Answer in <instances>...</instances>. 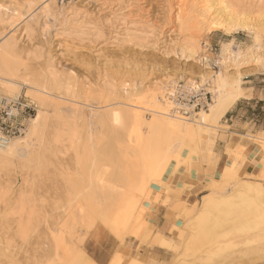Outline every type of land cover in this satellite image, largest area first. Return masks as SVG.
Returning a JSON list of instances; mask_svg holds the SVG:
<instances>
[{
  "label": "rangeland",
  "instance_id": "1",
  "mask_svg": "<svg viewBox=\"0 0 264 264\" xmlns=\"http://www.w3.org/2000/svg\"><path fill=\"white\" fill-rule=\"evenodd\" d=\"M20 1L0 0V3L7 8H16V3L19 5L25 0ZM27 1L34 2L32 4V18L24 22L31 16H28L29 13L25 14L26 18L24 16L22 18L23 21L18 23V29L14 35L16 36L22 28H25L29 33L30 40H32V47L30 46L28 47L29 49H24L23 51L22 42L18 40L16 41L17 47L24 53L22 56L25 61L30 60L31 64L28 61L27 64L29 63L28 67H31V70L34 68V72L35 69H42L45 64L44 61L52 57L51 60L58 61L60 65L69 68L80 81H84L82 78L84 79L85 76V78L89 77L86 80L91 81L93 85L98 86L99 84L102 86L103 92L96 94L98 98H95L94 95H91L92 93L89 94L87 92L86 88L85 91L84 87L76 84L74 89L76 88L75 93L80 100L88 96L87 98L92 102L103 103L105 96L107 98L109 95L108 90L104 89L105 87L103 86L106 82L105 79L107 80L106 77L109 76L108 79L116 80L118 76L121 77L125 73L123 77L127 81L131 84L139 85L140 83H145L148 78L152 79V77L156 76L161 79V77L166 78L170 74L179 76L181 73H186L188 76H194L195 78L198 71H200V69L196 68L198 65L194 62L192 63V61L184 63L177 60L173 55L167 57L160 53L165 44L164 40L168 38L167 35L176 37L175 33L180 31L179 25L173 17L177 12L175 0H140L141 2L137 0L136 3H139L140 6L136 4L133 7L134 11L133 9L131 10L133 13L121 1L119 2L122 5L119 6L118 0L117 2L115 0H108V2L107 0H105L106 2L103 0ZM109 1L112 2L110 5ZM113 2L117 3L119 7L124 5L125 8H118ZM231 2L234 4L233 8L237 6L234 8L237 12L242 10V12L250 14L256 13L260 9L264 10V0L260 3L256 2L258 4L252 0H231ZM44 5L47 7L41 11ZM70 7H72V11H76L81 15V17L79 14L77 15V20L80 21L81 18V21L87 26V28L84 26V32L81 34L76 32V36L74 35L75 31L72 34L71 27L69 28L70 25L62 22V18L70 15L67 12ZM113 7L116 9L114 10ZM237 8H239V11ZM128 11L131 14H128L130 13ZM51 12L54 16L53 14L51 16ZM126 13L129 15L127 18H125ZM122 14H125V19H122ZM82 16L86 20H82L84 18ZM129 19L133 21V24L134 19L136 22H144L143 19L148 20L151 25L147 23L148 28L146 27L144 31L147 32L149 29L147 34L151 32L150 34L152 35H148V37L151 36L152 40L150 37L149 40V38L142 35L141 38L145 37L148 39L139 41L144 46L133 45V38L135 40L140 38H136L138 32L135 30L138 25L129 24ZM93 27L95 31H92ZM202 27L204 28L202 29ZM61 28L64 29L63 32ZM101 28L102 30H100ZM205 28L207 27L203 25L200 30H198L199 28H192L191 31L194 29L195 31L192 32L196 33L193 35L196 37L200 36L197 37L199 43L205 45L207 52L217 55L221 41L230 42L233 50L236 48L241 50L252 48L253 51L256 50L255 53L264 62L263 32L258 31V33L252 27V29L249 28L247 31L236 30L229 33L222 30L207 32ZM90 29L95 36H92ZM178 29L179 31H177ZM66 30L67 32L69 31L67 38L64 37L67 34ZM131 30L135 32L132 33ZM196 30H198V33L200 31V33L197 34ZM128 31L132 34H129ZM60 32L65 34L61 35ZM85 32L90 33L87 35L88 37ZM188 32H190V29L181 33L182 39H184V35L189 34ZM135 33L137 35L132 38ZM77 34H79L78 37ZM5 35V33H0V42ZM256 35H259V38H256ZM119 38L122 40L121 42ZM127 39L131 41H127ZM153 40L155 45H158L155 46L157 48L154 47ZM67 42L68 45L70 42L72 44L65 47ZM249 46L252 47L250 48ZM200 54L201 57L204 52ZM26 55L29 58H26ZM252 64L255 63L239 67V71L243 74V84L250 90L251 96L257 95L256 91L260 88V85L264 87V80H261V77L264 79V67L260 66L261 63H256L255 66ZM211 66L214 68V63ZM226 68V72L228 75L230 74L229 76L235 75L236 69L232 67L231 63L227 64ZM215 69L218 68L215 67ZM104 73L107 75L106 77H102ZM179 84H183L180 79ZM21 91L19 98L15 100L17 101L16 106H13L11 110H3L0 113V116L3 115L2 118L0 117V131L10 134V136H18V133L11 134L10 131L19 129L23 119L31 117L35 113L33 105L27 102L24 97V91ZM246 102L253 103L255 99L250 101H245L242 98L236 100V104L243 107ZM236 104L232 107L236 106ZM229 113H225L222 117L221 130H216L215 134L201 141H194L197 144L196 147L193 143L191 144L192 150H189L190 147L184 148L186 151L183 150L182 153L186 154L185 152H188L190 159L184 156L183 158L179 157L171 160L170 164L172 167L169 164L167 171L161 177L163 183H155V188L151 195L148 196L152 208L143 214L139 222L130 226L125 232V240L121 241V243L115 238L113 231L110 230L111 220L108 221L109 223H105L99 218H95L89 230L85 232L79 222L78 225L77 221L63 218L65 211L63 212L62 210L66 209L65 203H67L68 195L71 192L66 183L67 179L69 180L70 175L72 176L74 172L75 176L78 175L74 166L73 153L69 150L66 142L61 143L58 146H61V148L57 147L51 155L47 154L46 157L50 159L46 158L45 162H41L43 164L39 163L36 166L27 165L23 158L20 157V159L17 156L11 157V161H5L7 164L4 162L3 166L0 163V186L6 187L12 197L14 193L16 195V193L24 191L25 195L33 198L32 201H35L40 213L42 214L43 212L40 223H36L34 230H32L33 232H29L31 234L28 233V237L25 236L26 240L17 238L14 232L16 230L14 229L15 225L4 220L3 214H1L3 212L0 213V264H59V262L61 264H69L73 258L76 260L74 264H264V213L254 211L256 206L249 204L251 196L247 192L243 191L239 197L233 195L234 190H239L241 179L257 181L264 188V145L262 146L263 143L261 144V138H264V106H260L257 103L253 108L250 104L245 107L246 117L252 118L255 124L247 126L245 131H241V133L254 135V138L258 137V139L240 136L238 141H235L236 139L232 140L233 135L229 132L231 130H229V125L225 121ZM186 114L188 113L186 112ZM69 120H71L70 117L68 118ZM95 132L97 134L94 135ZM92 133L95 137L93 139L96 142V147L105 141V129L99 126L93 127ZM206 140L213 141L207 142ZM127 157L128 155H126ZM118 158L119 156L114 153H108L107 156L104 154V157H100L102 162L101 172L104 173L106 183L101 195L102 202L104 206L107 205L113 209L116 207L111 203L112 192L110 183L116 175L119 176L121 173L119 174V171H115L108 161ZM119 159L122 161L126 160L122 155ZM176 162H179V164L177 163V165ZM232 165L233 167L235 166V171ZM174 167L176 168L174 169ZM248 170H253L255 173L247 175ZM221 174L223 175L219 178ZM208 184L210 185L208 186ZM78 189L82 190V187L80 186ZM210 190L215 191L214 196L220 198L230 197L236 206L230 210L221 207L216 211V215H214V212L210 214L201 223L202 227L197 228L195 221L198 220L197 216H200L198 214L201 209L200 200L202 195L207 191L210 192ZM256 202L264 210V204L259 200H256ZM161 206L165 209L162 217L159 215V207ZM0 210L3 211L2 208ZM115 215L111 218L115 217ZM164 220L165 222L163 223ZM167 221L169 222L168 225L166 224ZM102 237L104 239L103 250L110 251L111 254L107 252L108 254L101 257L98 262L93 253V246L100 242ZM163 239L168 240L169 244L162 245L160 242ZM73 246H77L79 249H73ZM158 248L168 250V253H166L167 257L160 259L159 254L157 256L149 254L150 251ZM133 259L136 261H133Z\"/></svg>",
  "mask_w": 264,
  "mask_h": 264
},
{
  "label": "bare ground",
  "instance_id": "2",
  "mask_svg": "<svg viewBox=\"0 0 264 264\" xmlns=\"http://www.w3.org/2000/svg\"><path fill=\"white\" fill-rule=\"evenodd\" d=\"M115 1L117 2V0ZM119 1L125 4L130 11L136 4H139L136 3L137 0ZM252 1L260 3L263 0ZM22 2L19 5L16 3V8H7L0 3V33L6 34L0 42V109L2 103L8 104L17 100L22 92L21 90H23L24 97L29 104L33 105L35 113L31 117L23 119L24 127L20 135L10 136L0 131V163L3 166L5 161H11V157L17 156L23 158V161L27 165L31 164V166H36L39 163L43 164L41 162H45V159L49 158L46 157L47 154L51 155L61 143L66 142L69 150L73 153L74 166L78 175L76 174L77 176H75L74 172V177L70 175L69 180L66 178V183L71 189V192L68 195L67 203H65L66 209L64 208L62 210L63 212L65 211V214L62 213L63 218L77 221V223L79 222L85 232L89 230L95 218H99L105 223L111 220L110 230L113 231L114 236H116L115 238L121 243V241L123 242L125 240V232L130 226L139 222L143 214L152 208L148 196L151 195L155 188V183H163L161 177L167 171L171 160L173 158H183L184 156L190 159L188 152H185L186 154L182 153L183 150L186 151L184 148L190 147L189 150H192L191 144L193 143L195 147L197 144L194 141H201L215 134L217 132L216 130L220 129L222 117L236 104V100L252 97L250 90L243 84V74L239 71V67L250 63H261L260 66L262 65L264 67V62L255 53L256 50H252V46H249L251 49L245 48L246 50H241L236 48L233 50L230 42L221 41L218 50L219 53L214 55L205 50V45L199 43L197 38L199 35L197 37L194 36L193 34L196 32L193 33L192 31H195L194 29L196 28L200 30L201 26L204 25L207 27L205 28L207 32L222 30L223 32L229 33L236 30L247 31L252 27L257 32L264 33V10L262 9V11L260 9L256 13L254 12L255 14H246L242 10L237 12L234 9L237 6L233 8L234 4H232L231 0H175L174 3H176L177 12L175 14L173 13L175 15L173 17L177 21L176 23H178L180 31L179 29L177 30L179 32H176L177 34L175 33L176 37H169L167 33L168 38L164 40L165 44L160 53L167 57L173 55L180 62L192 61V63H196L198 65H196V68L200 69L195 76L196 79L194 76H188L186 73H181L179 76L170 74L166 78L163 76L164 78L161 77L160 79L155 76L152 79L148 78L145 83L134 85L123 77L125 73L122 76L120 75L121 77L118 76L116 80L108 79L110 76L106 77L107 75L104 73L105 76L102 75V77H106L107 80L105 79L106 82L102 85L105 87L104 89L108 90L109 95L107 98L104 95L105 98L102 103L92 102L87 98L88 96L80 100L75 93L76 88L74 89V87L76 84L81 85L84 89L86 88L88 90L87 92L89 94L92 93L91 95H94L95 98H98L97 95L103 92L102 86L99 84V87L93 85L91 81L86 80L87 78L89 79L87 76V78L85 76L84 79L82 78L84 81H80L69 68L60 65L58 61L51 60L52 57L46 59L42 69H35V72L33 71V67V70L30 69L31 67H28L30 60L25 61V58L22 56L24 53L22 50H19L16 41L22 42L24 51V49L27 50L29 49L28 47H32V40H30L29 33L25 28H22L16 36L14 34L18 29V23L23 21L22 18L25 14L27 15L29 13L28 16L31 15L33 11L32 4L34 2L27 0ZM111 3L109 1V5ZM122 4L119 2V6ZM115 5L121 9L122 7L125 8L124 5L122 7H119L117 3ZM138 6L137 8L139 9ZM46 7L45 5L42 6L41 11ZM72 7H70V10ZM70 10H67L70 15L62 18V22L70 25L69 28L71 27L72 34L73 31H75L74 35L76 32H80L81 34L84 32L83 28L85 25L81 21V18L80 21L77 20L79 13ZM237 10L239 11V8ZM131 12L128 14H131ZM52 14L51 12V16ZM122 15V19L129 16L127 13L125 18V14ZM84 16L86 17V15ZM85 17L82 20H86ZM31 18L32 15L24 22L31 20ZM122 19L121 21H123ZM143 20L144 22H136L134 19L133 24V21L129 19V24L132 23L131 25L134 26L138 25L137 29L141 27V29L135 30L138 32V35L136 32L132 36L133 38L137 35L136 38H140L138 40L136 39L137 41L133 38V45L135 44V46H144L139 41L142 39L146 40L149 37L151 38L148 35H152L150 34L151 32L147 34L149 29L147 32L144 31L146 27L148 28L147 23L150 25L151 23L146 19ZM85 27L87 28V26ZM94 27L92 31H95ZM192 28L194 29L191 31ZM91 29L90 33L92 32ZM189 29V34L184 35L185 37L182 39L181 33L189 31ZM198 30H196L197 34L200 33V31L198 33ZM96 31L98 32V30ZM131 32L134 33L132 30ZM90 33H86L85 35L87 36ZM64 34L61 33V35ZM99 34L100 36L102 35L101 32ZM68 35L69 31L64 37L67 38ZM142 35L147 38H141ZM78 36L79 34H77ZM92 36H95V34H92ZM258 36L256 35V38ZM68 40L70 41V39ZM78 40L80 41V39ZM119 40L120 42L122 41L120 38ZM127 41L131 40L127 39ZM68 42L65 43V47L72 44V40L69 45ZM150 42L152 43V41ZM153 43L154 47L158 46L155 45L154 40ZM152 49L154 48L152 47ZM201 52H204V55L200 57ZM26 58H29L28 55H26ZM27 61L29 62L28 64ZM211 61H213L212 63L218 69H215L214 66L212 68ZM229 63L236 69L235 75L233 74V76H229L230 74L228 75L226 72V67ZM255 64L252 65L255 66ZM179 79L183 81V84H179ZM179 90L184 94L188 92L202 95L205 92H209L210 100L202 108L195 110L194 104H182L176 101L175 95ZM69 117L71 120L68 121ZM97 126L105 129L106 139L96 147V142L93 137L97 133L95 132L93 135L92 128ZM240 136L254 138V135L246 134L237 135L231 139H239ZM254 139H258V137ZM261 141L263 146L264 138H261ZM62 147L64 146L62 145ZM58 148H61V146ZM108 153H114L119 158L122 155L126 159L122 161L118 158L108 161L115 171H119V174L121 173L119 176L116 175L110 183L112 192L111 203L116 207L115 209L107 205L104 206L101 196L105 188L104 184L106 185V183L104 173L101 172L102 162L100 157H104V154L107 156ZM126 155H128L127 158ZM177 163L179 164V162ZM254 173L249 172L247 175H253ZM222 175H219V178ZM239 185V190H234L233 195L239 197L243 191L247 192L251 196L249 204L256 206L254 211L264 213L262 207L256 202V200H259L264 204V188L262 184L257 181L253 182L241 179ZM80 186L82 190L78 189ZM214 194L215 191L210 190V192L207 191L202 195V199L200 200L201 209L199 210L201 213L198 212L200 216H197L198 220L195 221L197 228L202 227L201 223L210 214L214 212V215H216V211L221 207L230 210L236 206L230 197L220 198L214 196ZM32 199L29 195H25L24 191H20L16 195L14 193L12 197L6 187L0 186V209L2 208L3 210H0V213L3 212L1 214H3L4 220L15 225L14 229L16 230L14 232L19 240L20 238L25 239V236L28 237V233L33 232L34 226L42 218L43 212L42 214L40 213L39 207ZM114 214H116L115 217L111 218ZM51 233L53 232L51 231ZM21 241L23 242V240ZM160 243L162 245L169 244L166 239H163ZM77 248V246H73V249ZM129 261L134 263L133 261L136 260ZM74 263H76V260L73 258L69 264Z\"/></svg>",
  "mask_w": 264,
  "mask_h": 264
},
{
  "label": "crops",
  "instance_id": "3",
  "mask_svg": "<svg viewBox=\"0 0 264 264\" xmlns=\"http://www.w3.org/2000/svg\"><path fill=\"white\" fill-rule=\"evenodd\" d=\"M261 80H264V79L261 77ZM261 87H263V86L260 85V88L257 89V91H256L257 95H253L249 99L242 98L245 101H250V100L255 99V102H253V103L246 102V105H244V107L242 105L236 104V106L231 107L229 109L230 111L228 110L226 112V113L230 112L228 114V116L226 117L225 121L228 123L227 125H229V128H230L229 130H231L229 132L232 133L233 137H236L237 135L238 136L239 135H246L244 133H241V131H245V128L247 126H252L253 124H255V121L252 118L246 117L245 107L250 104V106L253 108V106L257 103H259L260 106H264V89H263L264 87L263 88H261ZM239 99H241V98H239ZM239 139H237L235 141H238ZM206 141L208 142V141H213V140H206ZM232 168L235 171V166L233 167V165H232ZM249 172H254V171L248 170L247 173H249ZM159 208H160L159 215H160V217H162L163 213L165 212V209L162 206ZM157 217H158V215H157ZM164 222H165V220L163 221V223ZM168 223L169 222L167 221L166 224L168 225ZM101 239L102 240L100 242H97L93 246V251H94L93 253L96 256V259L98 262L100 261L101 257L105 256V254H108L110 252L107 250H105V251L103 250L102 246L104 245V239H103V237ZM166 253H168V250H166L164 248H161V249L158 248L157 250L150 251L149 254H151V256H157L159 254L160 259H163L164 257H167ZM109 254H111V252Z\"/></svg>",
  "mask_w": 264,
  "mask_h": 264
},
{
  "label": "built area",
  "instance_id": "4",
  "mask_svg": "<svg viewBox=\"0 0 264 264\" xmlns=\"http://www.w3.org/2000/svg\"><path fill=\"white\" fill-rule=\"evenodd\" d=\"M175 99L177 102H180L182 104H186V103H188L189 105L194 104L195 109H200V108H202L203 105L206 104L207 101L210 100V93L205 92L201 95L199 93H188V92H186V94H184L182 91L179 90V92H177L175 95ZM16 102L17 101H12L8 104L2 103L0 113H2L3 110H11L13 106H16ZM8 112L10 113V111H8ZM0 117L2 118L3 115ZM23 127H24V124L22 122V123H20L19 129H15V130L12 129L10 132H11V134L18 133L20 135ZM4 134H6V133H4ZM7 135H10V134H7Z\"/></svg>",
  "mask_w": 264,
  "mask_h": 264
}]
</instances>
